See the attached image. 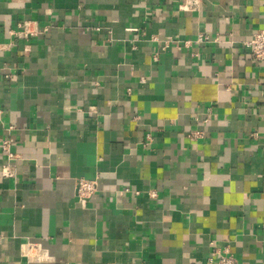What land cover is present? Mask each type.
I'll return each instance as SVG.
<instances>
[{
	"label": "crops",
	"instance_id": "1",
	"mask_svg": "<svg viewBox=\"0 0 264 264\" xmlns=\"http://www.w3.org/2000/svg\"><path fill=\"white\" fill-rule=\"evenodd\" d=\"M185 2L0 0V264H264V0Z\"/></svg>",
	"mask_w": 264,
	"mask_h": 264
},
{
	"label": "built area",
	"instance_id": "2",
	"mask_svg": "<svg viewBox=\"0 0 264 264\" xmlns=\"http://www.w3.org/2000/svg\"><path fill=\"white\" fill-rule=\"evenodd\" d=\"M200 0H186L185 3H181L179 6L180 11L183 12H191L198 7ZM132 31V30H130ZM137 31V30H134ZM43 32H47V30L41 31L37 24L32 21H25L20 23L15 30L11 32V35L15 40L10 41V43H2L0 41V54L9 50L14 45V42L17 41H30L33 38L39 37ZM13 42V43H11ZM199 43L208 42V38H203L202 36L198 39ZM249 47L251 50V58L255 63L264 62V28L262 30L256 31L254 37L249 42ZM263 95H264V84H263ZM5 116V111L1 107L0 104V123ZM13 129V128H11ZM197 134L191 136L192 139L197 138ZM0 148L3 153L8 157V159H13L14 154L12 152V142L10 139H6L0 141ZM3 175L5 177H12V173L9 168L3 169ZM98 182L95 181H85L80 180L78 182L77 189V197L80 202H85L86 200H90L97 193ZM217 264H238L237 259L227 251L219 254Z\"/></svg>",
	"mask_w": 264,
	"mask_h": 264
}]
</instances>
